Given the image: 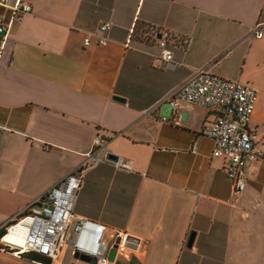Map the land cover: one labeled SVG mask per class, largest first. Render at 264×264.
Segmentation results:
<instances>
[{"label": "crops", "instance_id": "0c3cea01", "mask_svg": "<svg viewBox=\"0 0 264 264\" xmlns=\"http://www.w3.org/2000/svg\"><path fill=\"white\" fill-rule=\"evenodd\" d=\"M18 1L31 12L0 35V225L93 152L102 161L84 170L73 212L136 241L109 264H264V0H0V17ZM202 68L257 91L260 157L237 195L204 134L218 111L186 106L174 120L164 101ZM0 264L41 263L0 250ZM58 264L87 263L66 248Z\"/></svg>", "mask_w": 264, "mask_h": 264}, {"label": "built area", "instance_id": "2783aa9c", "mask_svg": "<svg viewBox=\"0 0 264 264\" xmlns=\"http://www.w3.org/2000/svg\"><path fill=\"white\" fill-rule=\"evenodd\" d=\"M31 12L29 4L20 1L12 7L11 17H0V35L5 40L13 23L20 22L22 16ZM110 23H102L98 28L96 44L107 42ZM261 29L255 31L257 38L262 37ZM92 36L84 38L88 47ZM131 34L126 42L128 47ZM161 50L159 60L166 65L173 60L168 47V35L161 34L157 41ZM188 43V41H187ZM4 45V41L2 42ZM257 91L246 84L213 74L205 68L193 70L191 76L173 90L164 101L178 118L181 108L199 106L218 111L214 121L204 127V134L213 141L212 157L223 158L224 171L231 183L234 195L245 188L244 167L257 160L260 155L253 149V138L248 131ZM150 113V112H148ZM102 140L97 138L94 145ZM104 161L110 162L103 159ZM90 161V164L86 163ZM95 153L86 154L85 161L57 180L45 192L31 200L20 212L0 225V250L15 256L33 253L41 257V264H58L61 253L68 249L70 256L75 254L96 259V264H109L108 256L115 249V257L128 259L135 249V240L125 232L77 216L73 212L79 189L83 184L86 168L101 162ZM118 168L129 169L126 162H112Z\"/></svg>", "mask_w": 264, "mask_h": 264}, {"label": "water", "instance_id": "95a60500", "mask_svg": "<svg viewBox=\"0 0 264 264\" xmlns=\"http://www.w3.org/2000/svg\"><path fill=\"white\" fill-rule=\"evenodd\" d=\"M160 37H161V35L158 34L157 38H160ZM113 99L116 100V101L124 103V99L123 98L115 96ZM106 160H108L110 162H115V161H117V158L115 156L111 155V154H108L106 156ZM3 234H4V231H1L0 232V236H2ZM194 237H195V234L192 232L189 235L188 239H187L186 248H191L192 247V244H193V241H194ZM114 257H115V249L110 251L108 258L112 262L114 260ZM73 258L75 260H78L80 262L87 263V264H96L97 263L96 259L90 258L88 256H84V255L75 254Z\"/></svg>", "mask_w": 264, "mask_h": 264}, {"label": "trees", "instance_id": "16d2710c", "mask_svg": "<svg viewBox=\"0 0 264 264\" xmlns=\"http://www.w3.org/2000/svg\"><path fill=\"white\" fill-rule=\"evenodd\" d=\"M22 256L29 257V258L36 260V261H42L40 256L33 254V253L24 254Z\"/></svg>", "mask_w": 264, "mask_h": 264}]
</instances>
